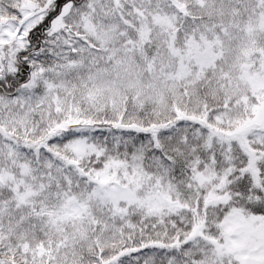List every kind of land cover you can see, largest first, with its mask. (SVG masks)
Listing matches in <instances>:
<instances>
[{
	"label": "snow or ice",
	"instance_id": "6c2138e0",
	"mask_svg": "<svg viewBox=\"0 0 264 264\" xmlns=\"http://www.w3.org/2000/svg\"><path fill=\"white\" fill-rule=\"evenodd\" d=\"M0 264H264V0H0Z\"/></svg>",
	"mask_w": 264,
	"mask_h": 264
}]
</instances>
